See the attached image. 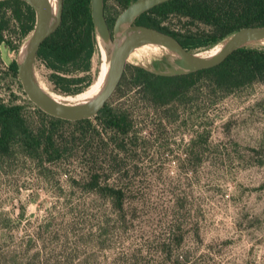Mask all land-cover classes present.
I'll use <instances>...</instances> for the list:
<instances>
[{
	"label": "rangeland",
	"instance_id": "obj_1",
	"mask_svg": "<svg viewBox=\"0 0 264 264\" xmlns=\"http://www.w3.org/2000/svg\"><path fill=\"white\" fill-rule=\"evenodd\" d=\"M107 5L116 20L112 29H96L92 84L103 62L101 45L111 50L126 10L113 0ZM18 16L5 15L0 102L23 106L32 128L43 123L50 128L54 117L28 99L19 70L10 69L33 35L24 34L29 13ZM137 19L129 22L133 28L140 26ZM163 24L211 40L200 23L170 16ZM150 49L153 55L129 59L126 71H176L162 66L163 58L177 55ZM33 72L38 85L62 95L36 58ZM126 92H116L107 104L132 115L133 142L115 151L105 144L112 133L100 128L104 144L98 163L103 175L113 170L107 183L129 189L126 221L109 202L84 192L94 166L84 152L92 145L88 138L69 145L61 161L42 167L16 151L0 158V264H264V83L215 104L201 97L178 113L171 107L156 112L137 101L138 89ZM79 131L74 123L57 128L64 139Z\"/></svg>",
	"mask_w": 264,
	"mask_h": 264
},
{
	"label": "trees",
	"instance_id": "obj_2",
	"mask_svg": "<svg viewBox=\"0 0 264 264\" xmlns=\"http://www.w3.org/2000/svg\"><path fill=\"white\" fill-rule=\"evenodd\" d=\"M109 1L111 0H104V13L107 24L112 29L116 19L109 13ZM113 1L127 9L138 0ZM23 11L29 13L30 23L24 31V34H29L36 25V10L23 0L0 1V44L5 42V15L11 12L18 16ZM170 16L205 25L210 30L211 40L205 39L203 35L189 36L171 31L163 24ZM136 22L137 25L177 36L199 52L212 48L235 32L264 25V0H171L145 12ZM96 29L91 0H65L60 30L48 37L36 54V60L51 71V80L63 96H76L94 84L90 75L97 47ZM146 43L149 47L176 55L170 46L159 40L152 39ZM10 69L18 73L16 60L11 63ZM256 83H264V45L243 50L220 67L182 75H162L140 67L130 68L117 92L138 89L137 101L143 102L156 112L171 107L178 113L181 109L186 110L188 103L201 97L210 99L215 104ZM131 116L128 111H121L107 104L94 118L98 122L95 127L91 122L93 118L78 122L51 118L50 128L43 123L42 127L34 129L24 116L23 106L0 102V158L17 151L36 162L38 167H42L46 163L61 161L69 145L76 142L86 143L88 138L92 145L84 152L94 166L87 179H84V192L109 202L119 218L126 221L129 189L107 183L106 180L113 170L103 175L106 171L101 170L98 163L104 144L100 128L112 133L110 141L105 143L107 147L112 145L118 152L126 150L128 144L133 142L128 139L134 123ZM66 123H74L80 127L79 134H73L69 139L60 137L57 128Z\"/></svg>",
	"mask_w": 264,
	"mask_h": 264
},
{
	"label": "water",
	"instance_id": "obj_3",
	"mask_svg": "<svg viewBox=\"0 0 264 264\" xmlns=\"http://www.w3.org/2000/svg\"><path fill=\"white\" fill-rule=\"evenodd\" d=\"M168 1L171 0H138L132 3L119 17L116 24V32L119 31L120 25L122 23H129L144 14L145 12ZM27 3L30 4L29 2ZM91 3L93 17L95 19L97 28H109L105 18L103 0H91ZM56 4L58 9L55 14L52 26L44 35L33 41L30 50L22 61V63H17L19 68V77L21 85L28 99L46 114L65 121L78 122L95 118L104 109L108 101L113 97V95L117 92L118 88L120 87L124 79V75L126 73L128 61L131 55L133 54L134 50L139 45L143 44L148 40L157 39L165 40L172 43L178 48V50L186 57L188 62L192 65L190 68H187L189 69V72H194L220 67L228 63L234 56H236L241 51L257 45L261 40L264 39V25L243 29L241 31H248V34L245 35L241 43L235 46L225 56L221 58H211L203 56L202 53H199L196 48L189 46L183 39L174 36L168 32L145 26H137L135 28V31L131 35H129L124 41L118 54L115 65L113 67V71L109 79L108 85L100 99L94 105L87 109L79 111H65L55 108L38 98L36 85L32 77V65L34 63L36 54L40 46L48 37L57 33L63 23L65 0H56ZM30 5L36 10L37 17H39V9L37 7H34L32 4ZM175 63L176 65H181L180 61H175ZM189 72L186 71V69H181L176 70L173 74L163 73L162 75H182Z\"/></svg>",
	"mask_w": 264,
	"mask_h": 264
},
{
	"label": "bare ground",
	"instance_id": "obj_4",
	"mask_svg": "<svg viewBox=\"0 0 264 264\" xmlns=\"http://www.w3.org/2000/svg\"><path fill=\"white\" fill-rule=\"evenodd\" d=\"M24 1L29 2L34 7H37L39 9V17H37L36 25H35L31 39L22 47V49L19 52V57L17 61L18 63H22L27 53L29 52L33 41H35L36 39L44 35L50 29V27L53 24L55 14L58 9L56 0H24ZM134 31H135V28H133L132 25H130L129 23H122L119 28L118 39L115 41L113 45L111 44L112 45L111 50L110 51L107 50L109 52L106 51L102 43L101 50H102L103 62L101 65V71H100L99 77L96 83H94L91 87H89V89H87L85 92L78 94L76 96H68V97L62 96V95H59V94H56L54 92L47 90L46 89L47 87L44 88L38 85L39 83L36 82L37 79L35 80L34 72H33V65H32V77L36 85L38 98L50 104L51 106L55 108L65 110V111H79V110L87 109L91 107L92 105H94L103 95L108 85L109 79L113 71V67L115 65V62L117 60L118 54L120 52V49L124 41ZM247 34H248V31L238 32L234 34L232 37L228 38L227 40L222 41L221 43H218L217 45L205 51H200L199 53H202V55L206 57L221 58L225 56L229 51H231L235 46L241 43L242 39ZM159 41L170 46V48L175 52V54L178 57V58H173V59L163 58V62H164L162 66L163 69L166 68L169 70H181V69L190 68L192 66L188 62L186 57L178 50L176 46H174L172 43L165 41V40H159ZM146 42L139 45L134 50L130 59H132L133 57L142 55V54H152L153 55L152 50L150 49V47L148 46ZM257 45H264V39L261 40ZM175 61H180L181 65H177V67H175L174 65L176 64Z\"/></svg>",
	"mask_w": 264,
	"mask_h": 264
}]
</instances>
